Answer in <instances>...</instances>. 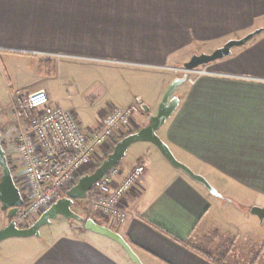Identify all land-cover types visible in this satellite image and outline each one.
Listing matches in <instances>:
<instances>
[{"label":"crops","instance_id":"obj_1","mask_svg":"<svg viewBox=\"0 0 264 264\" xmlns=\"http://www.w3.org/2000/svg\"><path fill=\"white\" fill-rule=\"evenodd\" d=\"M263 21L264 0H0V54L28 58L55 52L164 64L188 44L230 35L223 43L264 28ZM207 66L210 73L175 87L171 96L178 104L156 132L179 161L214 185L229 179L264 197V29ZM146 74L159 82L134 92L133 100L154 113L176 75ZM136 113L127 131L148 122V112ZM99 126L97 120L87 130ZM132 144H142L146 154L129 165L118 163V179L137 164L144 172L123 196L126 219L105 223L124 237L141 264H213L191 247L208 249L197 235L215 205L206 187L171 165L153 143ZM3 212L0 227L7 218ZM67 229L34 243H4L0 264H135L107 236L83 226Z\"/></svg>","mask_w":264,"mask_h":264},{"label":"rangeland","instance_id":"obj_2","mask_svg":"<svg viewBox=\"0 0 264 264\" xmlns=\"http://www.w3.org/2000/svg\"><path fill=\"white\" fill-rule=\"evenodd\" d=\"M258 23L260 24V21ZM243 35L230 37L229 39L240 38ZM228 36L230 35L225 37ZM225 37L199 40L194 44H188L177 51L174 57L167 59L164 64L130 62L112 57H76L55 52L44 53V55L30 54L28 58L13 54H0V102H2L0 109L2 110L7 106L15 91L28 99L44 97L47 104H60L62 107L74 111L81 128L86 131L97 120L99 123L101 122L106 112L103 111L107 110L108 106L111 104L119 106L127 100L131 101L134 99V92L141 90L144 88L143 86L148 85L150 82L152 85L159 82L160 78L158 76L146 73L152 72L160 75V73L169 72L181 76L184 73L179 69L183 66L184 61L194 53L211 52L225 42L222 43ZM236 47L232 48L236 49ZM15 51L23 52V50L18 49H15ZM25 53L34 54L38 52L25 51ZM185 56H187L186 59L179 62ZM185 82L189 83L187 80ZM133 122L134 118L123 128L121 134L113 140L120 139L119 137L129 129ZM0 129L2 130L0 132L1 140L5 145L8 156L16 165V173L21 167L18 165V160L13 161L16 153L14 152V140L18 130L10 113H0ZM140 145L142 144L129 146L118 163L129 165L142 154H146L142 151ZM111 146L110 144L107 148H104L103 152H99L84 173L91 172V169H94L111 150ZM117 167L119 168V166ZM194 172L197 173L198 171ZM17 180L15 177V184L19 190H22ZM207 181L221 194V197L215 196L207 190L214 199L215 205L211 207L199 227L197 235H203L199 244L212 250L214 254L227 253V264H264V220L260 222L256 215L248 210L254 204L263 206L264 197L255 192L251 193L247 188L229 179H225L224 184L221 183L220 185H214L210 179H207ZM203 187L205 186L203 185ZM253 198L254 203L249 205L250 200ZM256 199L257 201H255ZM79 200L75 203L78 209L77 213L84 217L92 215L99 223L108 227L111 226L106 224L104 219L97 220L102 218L96 213L88 212L84 198ZM3 216L4 212L0 209V221H2ZM4 223L6 224L7 221L4 220ZM69 226L82 227L83 225L76 219H66L58 215L52 218L48 224H44L39 228L38 236H32L30 240H14L9 237L0 241V246L8 241L34 243L36 240L49 239L58 233L68 232L67 228Z\"/></svg>","mask_w":264,"mask_h":264},{"label":"built area","instance_id":"obj_3","mask_svg":"<svg viewBox=\"0 0 264 264\" xmlns=\"http://www.w3.org/2000/svg\"><path fill=\"white\" fill-rule=\"evenodd\" d=\"M207 67V64L190 69L182 66L179 70L192 84L198 77L210 73ZM44 99H28L15 91L7 106L0 109V113H10L18 130L14 152L21 167L14 176L25 199L17 208L14 220L21 227L30 224L74 184L140 110L136 101L126 106H109L100 126L85 131L72 110L47 104ZM143 172V165L137 164L118 179L120 169L115 165L111 167L84 197L88 212L96 213L111 224L124 221L127 212L123 196Z\"/></svg>","mask_w":264,"mask_h":264},{"label":"water","instance_id":"obj_4","mask_svg":"<svg viewBox=\"0 0 264 264\" xmlns=\"http://www.w3.org/2000/svg\"><path fill=\"white\" fill-rule=\"evenodd\" d=\"M263 29V27H259L246 33L240 38L228 39L221 46L216 47L211 52L194 53L186 61H184L182 65L184 68L190 69L201 64H208L214 60L227 56L231 53L232 47L245 44L250 38L261 32ZM184 81L185 74L181 76H174L171 79L165 88L154 113H149V106L137 98L136 102L139 104L140 109L144 112H148V122L136 131L130 132L118 139L112 146L111 150L91 172L80 175L77 181L65 190L63 195L55 199L30 224L26 226H18L14 220L16 210L23 204L24 199L18 186L15 184L13 175L9 169L5 150L1 145L0 134V209L5 211L10 217L9 221L0 227V241L9 237L38 236L39 228L42 225L48 224L52 218L60 215L66 219H76L82 223L83 228L105 235L116 241L126 251L129 258L135 264H141L138 256L121 234L110 227L95 221L91 217L82 216L72 209L74 201L76 199H83L93 184L124 156L127 148L132 143L137 141H149L153 143L171 165L182 170L192 179L202 183L211 194L221 197V194L203 175L194 172L188 165L179 161L174 156L169 146L158 136L156 132L176 108L178 104V97L171 96V94L175 87ZM249 212L256 215L259 220H264V206L254 204L250 206Z\"/></svg>","mask_w":264,"mask_h":264},{"label":"trees","instance_id":"obj_5","mask_svg":"<svg viewBox=\"0 0 264 264\" xmlns=\"http://www.w3.org/2000/svg\"><path fill=\"white\" fill-rule=\"evenodd\" d=\"M0 132H2L1 129H0ZM130 132H132V130H130V131H126L123 135H121V137H123L124 135H126V134H128V133H130ZM121 137H119V138H121ZM117 140H118V139L113 140L112 143H111V145L113 146V145L116 143ZM1 144H2L3 149L5 150V154H6V158H7V163H8L9 169H10L12 175H13L14 181H15V176H14V174H15V171H16V165L14 164V162L11 161L10 157L8 156L7 151H6V149H5V145H3L2 140H1ZM112 146H111V147H112ZM117 164H118V162H116L115 165H117ZM97 165H98V164H97ZM97 165H96V166H97ZM91 170H93V169H91ZM0 174H1V169H0ZM20 191H21V194H22L23 198L25 199V196H24L22 190H20ZM64 192H65V191H64ZM64 192L61 193V195H63ZM79 201H80L79 199H76L75 202H74V204L77 203V202H79ZM89 217L93 218V219L96 221V218L92 217V215L89 216ZM9 219H10V217L7 215L6 221L8 222ZM97 222H98V221H97ZM191 247H192V248H193L198 254H200L202 257L206 258L207 260H209V261L212 262L213 264H227V255H226V253H224V254H218V253L214 254L213 252H211L210 250L205 249V248L196 247V246H194V245H191Z\"/></svg>","mask_w":264,"mask_h":264},{"label":"flooded vegetation","instance_id":"obj_6","mask_svg":"<svg viewBox=\"0 0 264 264\" xmlns=\"http://www.w3.org/2000/svg\"><path fill=\"white\" fill-rule=\"evenodd\" d=\"M74 205V204H73Z\"/></svg>","mask_w":264,"mask_h":264}]
</instances>
